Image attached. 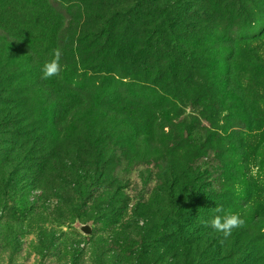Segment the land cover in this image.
Wrapping results in <instances>:
<instances>
[{
  "label": "trees",
  "instance_id": "obj_1",
  "mask_svg": "<svg viewBox=\"0 0 264 264\" xmlns=\"http://www.w3.org/2000/svg\"><path fill=\"white\" fill-rule=\"evenodd\" d=\"M84 1L0 0V208L19 184L63 219L120 204L103 221L128 235L96 264H264V0ZM150 169L153 205L122 223Z\"/></svg>",
  "mask_w": 264,
  "mask_h": 264
},
{
  "label": "rangeland",
  "instance_id": "obj_2",
  "mask_svg": "<svg viewBox=\"0 0 264 264\" xmlns=\"http://www.w3.org/2000/svg\"><path fill=\"white\" fill-rule=\"evenodd\" d=\"M90 1L85 0L84 3L87 7L90 6L94 9V0L92 4H89ZM146 6L149 8V5ZM150 10L152 11V9ZM140 18V15H138L131 29L139 32L140 35L144 31L152 33L154 29L153 24L150 23L151 21H140ZM99 26L103 27L99 22L98 25H89L88 28L90 29H87V31L92 32L93 29L91 28H97ZM156 27H160V24L156 25ZM156 30L160 33L159 36L163 40L167 38L161 28ZM147 33H144V35L147 36ZM92 38L93 34L91 33V36L87 39L92 41ZM155 42L156 40L154 38H152V41H149L152 46L150 55L155 56L157 52L160 55L163 54L167 59V56L171 54L169 49L166 46H162L158 48V51H154L157 50L153 48V45H156ZM111 46L118 50V44L111 43ZM164 57H162V65ZM120 60L121 58L118 56V53L113 56L107 55V57L105 55L104 57L106 66L112 71H118V68H120L118 66ZM148 63L152 65V59ZM127 66L130 67V62H128ZM139 173L140 170L132 173L130 177L131 183L124 190V193L129 195L131 199L129 202L126 201V206L123 208L125 215L122 223L131 217V210L136 205L143 207V209H149L153 205V194H155V190L158 188L157 186L155 189V184L152 182L155 181L153 170L150 169V176L145 175L143 177ZM110 175L113 176L112 178L118 179V169L113 168ZM19 186L20 189L18 190ZM18 187L12 193L14 195H11L8 206L5 209L0 208V264H70L72 261L70 248L75 246V244L81 250L77 264H96L94 259L96 252L98 254L104 247V250L108 249L104 251V255H107L111 250L118 253V245L121 244L124 236L128 235L127 229L121 228L119 224L115 227H108L104 222L105 220L103 221L104 214H109V211L118 212L117 210L121 208V205L117 203L116 205L108 206L105 196L100 197L99 195V199L93 198L94 201L89 202L84 210L92 211L97 219L90 221L92 224V233L87 237L75 229L74 223L78 219H63L62 216H59L56 212V206L59 204L57 203V198L46 199V202H50V205L48 209L44 210L41 205L42 202H45V197L43 195V197L41 196L42 198L37 199L39 198L40 190H34L31 193L32 197L29 198V202L35 207L32 209L30 203L26 205L24 192L26 188L23 184H19ZM113 189L114 187H111L109 191L112 192ZM103 190L106 191V189ZM72 196L70 195V199ZM80 221L84 223L86 222V218ZM142 221L143 219L141 218L139 223L141 224Z\"/></svg>",
  "mask_w": 264,
  "mask_h": 264
},
{
  "label": "water",
  "instance_id": "obj_3",
  "mask_svg": "<svg viewBox=\"0 0 264 264\" xmlns=\"http://www.w3.org/2000/svg\"><path fill=\"white\" fill-rule=\"evenodd\" d=\"M74 227L84 236H89L92 233V225L90 222L82 223L80 221H76Z\"/></svg>",
  "mask_w": 264,
  "mask_h": 264
}]
</instances>
